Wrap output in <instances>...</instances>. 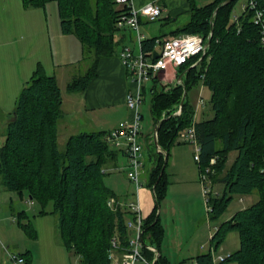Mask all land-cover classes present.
Here are the masks:
<instances>
[{
  "label": "trees",
  "instance_id": "obj_1",
  "mask_svg": "<svg viewBox=\"0 0 264 264\" xmlns=\"http://www.w3.org/2000/svg\"><path fill=\"white\" fill-rule=\"evenodd\" d=\"M22 1L26 6L42 7L47 0ZM187 1L190 18L173 37L181 33L200 34L205 43H210L197 64L191 66L198 56L178 67L177 76L183 74L180 81L173 86L161 83V89L153 92L151 98L150 115L154 127L158 125L159 147L152 143L153 155H157L150 172L154 206L142 219L141 251L152 261L153 253L147 249L152 246L158 252L154 264H170L159 252L164 230L158 210L168 184L170 148L178 143L179 133L191 124L194 116L188 90L200 81L211 91L213 114L195 121L201 147L199 169L215 156L211 186L218 181L223 183L222 194L209 197L210 219L219 217L235 195L256 191L258 196L251 205L220 223L211 236V246L217 249L227 233L237 231L239 247L219 264H264V46L261 28L253 21L255 9L264 15V0H254L255 7L242 10L236 19L232 12L237 0H213L202 7H197L194 0ZM56 2L61 31L75 35L81 43L82 58H91L87 71L67 85L70 90L84 91L96 75L99 59L115 53L116 32L124 29L116 27V21L127 8L115 0ZM248 2L245 0L244 4ZM155 39L142 40L145 55L152 53ZM61 103L55 76L37 65L18 94L12 117L6 123L0 145V186L39 203L40 214H55L61 244L77 256L79 264H112L111 251L120 257L129 250L131 232L127 219L134 220L128 208L108 205L110 199H119L103 179L110 174L119 152L109 148L110 131L104 130L72 134L64 149H59V122L64 115ZM230 151H236V156L226 167ZM49 203L51 208L47 211ZM17 214L19 224L28 236L35 238L26 212ZM17 255L23 259L21 264L31 260L28 250ZM194 259L198 264H213L210 251Z\"/></svg>",
  "mask_w": 264,
  "mask_h": 264
},
{
  "label": "rangeland",
  "instance_id": "obj_2",
  "mask_svg": "<svg viewBox=\"0 0 264 264\" xmlns=\"http://www.w3.org/2000/svg\"><path fill=\"white\" fill-rule=\"evenodd\" d=\"M149 1L153 0H148V2ZM211 1L213 0H194L197 7H202ZM155 2L160 5L164 4L163 0H156ZM244 3L245 0L236 1L232 12L233 17L236 15L238 16L242 12V6ZM164 16H166L164 13L160 15L161 18ZM162 22L161 19L146 23L145 25L150 29L146 30L141 27V32L145 35H148L150 32L159 35L158 32ZM69 48L71 51L72 47ZM80 53V58L76 57L74 53L73 55H70V60L67 59L69 61L65 65H48L49 71L56 74V81L61 91V108L64 113L59 122L58 131V147L61 150L64 149L68 136L78 133L79 130L83 132H91L93 130L87 126L86 112L83 109L82 101L83 90H70L67 88L68 83L83 75L91 65V58L89 55L82 58V50ZM202 85L203 84L199 81L197 85L190 87L188 90L189 103L192 106L193 111L198 114H196V121L202 119L201 115L204 109L209 110V116L212 115L210 102L211 91L207 86ZM143 86H145V92L142 93V104L139 106V112L142 114L141 134L138 135L139 142H143L145 135L153 130V122L150 115V103L153 92H158L161 89L159 82L154 83L152 81H147L143 83ZM200 98L204 100L203 106L199 104ZM203 118H205V116ZM6 119V116L0 114V145L3 143L5 137L6 124L4 123V120ZM99 129L109 131V129ZM182 142L181 144H176L177 146L175 145L170 149L166 173L168 179L167 186L168 188L170 187L171 190L170 192L168 189V191L166 190V194L159 204L158 212H160V220L164 230V242L173 247L175 256L187 252V250L184 249L190 247L193 242H195L197 246L200 244L203 245L200 252H207L213 249L216 256H227L239 247V235L237 231H230L227 233L224 241L217 249H214L211 246V236L220 223L229 220L235 211L246 208L255 202L258 197L257 192L253 191L245 196L235 195L228 202L226 209L219 215V217L210 219V216L207 213L206 201L201 190L199 165L193 159L194 146L188 142ZM108 146L110 149L118 150V147H116L111 141H108ZM178 146L186 148L184 157L181 159L185 164L181 163L179 166L189 169L191 168L196 176L198 173V184H200V188L197 195L194 194L192 181L189 179L186 181L185 175L187 178L190 177L188 170L183 176L186 181V184L183 185H186L188 190H181L180 187L182 183L172 176V171L174 170V147ZM152 150L153 146H150V148L145 146L146 160L143 170L144 175L147 173V170H149L151 165L149 156ZM235 156L236 151H230L228 153L226 167L231 164ZM179 166H177L176 169ZM103 181L105 186L114 191L119 199L118 201L122 205L136 202L137 198L132 195L126 198L127 193L136 192V187L134 184H129L128 179L122 172L113 171L110 174H106ZM222 192L223 183L218 181L212 183V191L208 196L215 198L220 196ZM208 206L210 208L209 202ZM40 208L39 203L29 200L26 195L19 196L15 191L7 190L0 186V264L11 263V256L23 253L27 250L31 253V260L28 264H79L77 256L67 251L61 244L57 227V216L50 212L40 214ZM50 208L51 204L49 203L46 207L47 211H49ZM20 211H25L30 218L33 230L36 232L35 238L28 236L27 232L19 224L17 213ZM182 245L184 247H182ZM171 264H178V262L175 261ZM227 264L236 263L229 261Z\"/></svg>",
  "mask_w": 264,
  "mask_h": 264
},
{
  "label": "crops",
  "instance_id": "obj_3",
  "mask_svg": "<svg viewBox=\"0 0 264 264\" xmlns=\"http://www.w3.org/2000/svg\"><path fill=\"white\" fill-rule=\"evenodd\" d=\"M153 1L161 8V12L154 20H147L145 16L140 15V33H142L141 27L146 30L150 29L145 25L146 23L162 19L163 22L159 28V35L152 32L148 35H145L144 33L142 34L145 38L168 39L173 37L176 30L186 24L190 18V5L188 1L163 0V5L156 3V0ZM146 2H148V0H135L134 4L136 7H140ZM162 13L166 14L163 18L160 17ZM115 37L117 39L115 53L111 56L99 59L96 68V75L90 80L88 86L82 93L83 109L87 114L84 113L87 120V126L90 129H93L92 131H98L100 130L99 128L109 129V131H111L117 127L120 122L130 120L132 118V112L128 109L125 103L126 95L131 91L135 92L137 87H140L141 94L144 93V82L152 81L154 83L159 82L160 85L162 83L173 86L180 81L179 75H181L180 78L183 76L182 73L177 76L178 68H168L166 71L153 73L147 79L143 80L139 86L137 83L129 79L120 59V52L124 46L130 47L135 53L139 51L135 32L128 28L119 29L116 32ZM69 47H72L71 51L69 50ZM157 48L156 45H153L151 52H154ZM81 50V43L75 35L64 34L61 31L56 0H47L42 7L26 6L23 4L22 0H0V114L7 117V119L4 120V123L6 124L7 121L11 119L12 112L15 108L16 98L25 82L36 69L37 65H41L43 71L45 73L47 72L46 74L54 75L56 78V74L50 72L48 67L51 64H53V66L65 65L70 60L69 57L70 55H73V53L76 57L80 58ZM203 104H201V106H203ZM196 114L197 112H195V115ZM209 115V110L204 109L201 115V120L208 119L212 116ZM204 116L205 118H203ZM79 132L83 131L79 130ZM139 134H141V129ZM179 135L178 143L176 144H181L183 141ZM139 143L142 145L143 151V166L141 169V177L143 178L142 186L139 187L135 193H127L126 198L130 195L136 197V202H138L140 206L142 216L147 217L154 206V193L153 186L150 185V172L157 160L156 154L153 155V152H151L149 156L151 165L145 175L143 174V170L146 160L145 146L150 148L153 143V146L155 147L154 125L152 132H148L144 137V141ZM156 151H160V149ZM185 152L186 148L179 146L174 147V170L172 171V176L182 183L180 187L181 190H188L186 185L183 184H186L185 182L188 181V179L192 181L194 194L197 195L200 188V184H198V173L196 176L191 168L189 169L179 166V164L184 163L181 159L184 157ZM177 166L179 167L176 169ZM187 170L190 174L189 178L185 175ZM113 171L122 172L127 178V158L124 154L119 152L115 165L110 173ZM184 175L186 181L183 178ZM128 181L129 184L133 185L129 179ZM167 189L170 192V187L168 188V186H166V190ZM158 213L160 217V212ZM128 221L129 218L127 219V222ZM128 229L131 232L130 237L134 236V231L131 228ZM182 247L184 246L182 245ZM202 248V244L197 246L195 242H193L190 247L184 249L187 250V252L175 256L173 247L168 243L165 244L163 237L159 245V252L170 264L175 261H177L178 264H183L194 259L196 255L205 253L200 252V249Z\"/></svg>",
  "mask_w": 264,
  "mask_h": 264
},
{
  "label": "built area",
  "instance_id": "obj_4",
  "mask_svg": "<svg viewBox=\"0 0 264 264\" xmlns=\"http://www.w3.org/2000/svg\"><path fill=\"white\" fill-rule=\"evenodd\" d=\"M135 0H115L116 4L125 6L127 9L119 15L116 21V27L128 28L135 32L136 40L139 45L137 53L124 46L120 52V59L129 79L139 86L141 82L158 71H166L168 68L176 69L186 63L192 57H199L197 61L192 63V66L197 64L200 57L206 52L204 38L200 34L181 33L168 39L156 38L154 45L158 48L154 51L157 53L153 57V53L145 55L141 50L142 40L145 38L139 31V16H145L147 20H154L161 12V8L149 1L140 7H136ZM254 0H249L247 4H243L242 10L254 8ZM236 19V16H234ZM253 21L261 28V42L264 46V15L259 9H255ZM142 102V94L140 87H137L135 92L127 93L125 103L128 109L132 112L130 120L122 121L107 134V140L114 143L118 147V151L124 154L127 158V178L135 185L136 190L142 186L141 169L143 166V151L142 145L138 141V135L141 129V114L139 113V105ZM199 104H203L202 98L199 99ZM196 115L194 112L191 124L180 132V138L194 146L193 159L200 165V143L198 142L195 129ZM217 158H210L209 164L200 170V184L202 194L206 201L207 210H209V194L212 191L210 175L214 172L212 166L216 163ZM210 184V185H209ZM108 205L116 208L117 206L126 207L134 215V220L127 222V227L134 231V236L129 238V250L117 257L113 251L110 252L109 258L112 264H154L157 252L152 246H148V250L153 253L152 261H148L142 254V213L138 202H131L128 205H122L119 201L110 199ZM113 246L116 247L115 241ZM214 250H210L213 264L222 263L226 257L223 255H215ZM13 264H21L22 257L18 255L11 256ZM183 264H198L195 259Z\"/></svg>",
  "mask_w": 264,
  "mask_h": 264
},
{
  "label": "water",
  "instance_id": "obj_5",
  "mask_svg": "<svg viewBox=\"0 0 264 264\" xmlns=\"http://www.w3.org/2000/svg\"><path fill=\"white\" fill-rule=\"evenodd\" d=\"M230 1H232V0H225L223 3H228V2H230ZM209 43H210V40H208V41L205 43V45L208 46ZM156 56H157V53L154 52V53H153V57H156ZM180 77H181V75H179V79H180ZM184 97H185V92L183 93V95H182V97H181V100H180L179 111H180V108H181V106H182V104H183ZM157 129H158V125H156V126L154 127V144H155V147H156V148L159 147V144H158V142H157V133H156V132H157ZM164 162H166V156L164 157ZM14 246H16V245H14Z\"/></svg>",
  "mask_w": 264,
  "mask_h": 264
}]
</instances>
